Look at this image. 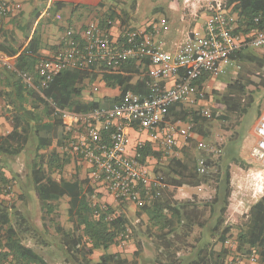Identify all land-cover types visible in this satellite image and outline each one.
<instances>
[{
  "label": "trees",
  "instance_id": "16d2710c",
  "mask_svg": "<svg viewBox=\"0 0 264 264\" xmlns=\"http://www.w3.org/2000/svg\"><path fill=\"white\" fill-rule=\"evenodd\" d=\"M110 1L112 4L109 10L100 21L106 29H110L116 19L121 22L122 30L136 27L141 21L140 12L148 11L150 2H155L151 13L159 15H154L149 28L162 19H166L170 26L172 22L176 24V21L195 17L194 11L198 9L207 11L202 1L175 0L183 2L191 13L172 21L176 15L172 10L169 13L167 8L159 5L161 0ZM222 1L229 12L237 16V30L247 32L252 28L264 29V0ZM59 5L60 3L56 2L52 8H58ZM138 8L140 12H137ZM39 14L40 12H37V17ZM41 25L42 22H39L30 42L21 52L17 42H0V52L9 56L17 55L16 70H9L0 65V84H5L8 88L1 89L0 95H5L10 106L8 112L14 122V129L8 135L0 136V156L3 160L0 164V194H10L14 183L21 189L16 203L6 200L0 202V264H49L41 253L26 245L20 236L22 229L29 230L31 227L17 205L32 197L36 198L40 206L43 228L48 232H55L59 237L57 248L63 253L66 261L73 264H91V256L98 250L103 252L100 255V264H141L142 260H146L142 255L146 243L153 249L154 255L144 264H245V260L252 254H257L258 263L264 264V194L250 207L244 222L236 227V235H233L235 226L227 224L225 217L231 195L229 160L234 161L239 155L247 135L242 127L244 116L257 102V116L261 111L259 100L252 97L246 101L243 98L247 86L253 83L240 80L229 83L226 92L219 93L216 97L223 109H214L210 115L201 109L191 108L194 104L180 102L170 107L168 117L173 114V122H191L188 124L192 125L194 133L201 136V141L205 143L206 131L202 127L205 121L218 119L226 122L236 116L240 119L237 120L239 129L219 148L216 146L212 149L211 144H208L209 150L201 149L208 173L210 166L214 164L212 155L223 152L217 162V173L221 180L216 193L206 201L200 200L201 203L197 200L180 201L175 198L179 187L197 186L210 181V174L198 172L199 159L190 162L185 156L165 155L162 151H154L150 143L145 145L142 151L143 162L150 155L167 158L163 167H155V175L166 187L153 189L148 195H144V204L137 206V216L145 224V230L141 241L137 243V250L129 258L121 253L110 252V248L122 243L124 235L128 233V216L123 212L118 213L114 205L94 201L93 198L97 196L96 188L89 178H82L79 174L72 178H58L53 175V170L61 172L64 164V158L57 152L66 138V128L60 110L88 112L95 108L110 107L128 92L148 97L154 85L163 88L164 83L156 81L150 74L149 60H132L118 71L103 66L99 71L98 65H92L89 69L66 68L47 85H42L36 72V64L40 59L38 50ZM27 26L31 29V23ZM193 35L191 32L188 37ZM28 38L26 33L19 42L23 45ZM230 58L241 65L250 64L264 70V55L249 46L236 51ZM100 73L107 86L120 91L117 96L99 100L93 91L83 93L86 89L85 80L94 81ZM23 74L31 77L32 85L25 81ZM211 75L207 73L202 76L199 81L202 88ZM193 140L195 137L189 139L186 146ZM20 155L25 158V177L14 172L9 163ZM5 170H9L12 176L8 177ZM64 197H69L67 212L71 225L61 222L59 208ZM13 218L17 225L14 224ZM229 239L235 243V247L227 244ZM42 242L46 246L53 244L45 239Z\"/></svg>",
  "mask_w": 264,
  "mask_h": 264
},
{
  "label": "built area",
  "instance_id": "2783aa9c",
  "mask_svg": "<svg viewBox=\"0 0 264 264\" xmlns=\"http://www.w3.org/2000/svg\"><path fill=\"white\" fill-rule=\"evenodd\" d=\"M189 1V0H186ZM210 14L202 34L186 38L172 52L156 37L167 32L169 23L162 19L146 30L137 27L122 30L118 37L100 21L89 22L79 31L68 27L60 38L58 49L49 57L40 58L36 72L42 85H47L66 68L89 69L92 65L118 71L132 60H149L150 74L164 87L154 85L148 97L128 92L110 107H100L88 112L61 111L66 128V138L61 149L88 164L89 179L99 191L111 194L119 201L141 206L153 189H163L166 184L152 174L142 161V151L147 144L138 140L130 148V129L148 132L165 155L174 154L180 145L195 137L191 124L181 125L168 119L169 109L180 102L196 104L206 97L199 81L203 75L213 74L231 55L245 47L264 46V29L252 28L247 32L237 30V16L224 6L222 0H203ZM19 3L0 0V17L6 16ZM160 41V42H159ZM0 65L16 70V56L0 52ZM32 85V79L22 75ZM175 79L170 87L166 79ZM257 139L250 149V157L264 165V111L255 127ZM200 149H209L204 141ZM197 170L208 173L206 159L200 157ZM98 192V191H97ZM129 238L125 234L122 243ZM232 248L235 243L229 239ZM259 256L252 254L247 264H258Z\"/></svg>",
  "mask_w": 264,
  "mask_h": 264
},
{
  "label": "rangeland",
  "instance_id": "374dc122",
  "mask_svg": "<svg viewBox=\"0 0 264 264\" xmlns=\"http://www.w3.org/2000/svg\"><path fill=\"white\" fill-rule=\"evenodd\" d=\"M199 2H201V0H199ZM159 5H162L165 8H167L168 12L170 10H173L172 12L174 15H176L177 19L180 18L182 19L185 15L191 13L190 10L185 8L183 2L179 3L175 0L173 1L161 0L159 1ZM101 69L102 68L100 67L98 68L99 71ZM263 75H264V70L258 69L257 67L255 68L250 64L241 65L238 61H234L233 59H231L230 62L224 63L223 67H220L219 70H217L210 76V78L205 83V87H204L206 92L205 99L196 105L194 104L193 106H191V108L201 109V111L207 113V115H210L214 109H220V110L223 109V107L217 102L216 97L219 96V93L226 92L229 83L235 80H240L242 82L251 81L253 83L247 86V92L245 93L243 98H245L246 101L252 97L256 98V100H259L261 103V111H260L261 114L264 110V85H263L264 76ZM134 79L136 80L137 76H135ZM84 83L86 85L85 87L86 89L83 91V93H89L93 91L95 94H97L100 91L110 92L111 90L114 92L116 91L118 94L120 93L119 90L118 91L116 90L117 88L109 87L105 84V82L103 81L102 73H100L99 77L96 80L91 81L90 79H87L85 80ZM118 94L114 96H106L105 98L115 97ZM257 110H258V102L253 104L249 112L244 116L242 127L243 130H245L246 132H249V130L255 125L257 118L260 116V114L259 116H257ZM238 119H239L238 117L232 116L231 119L226 122H223L222 120H218V119H211L205 121L202 124L203 130L206 131V137H204L205 138L204 140L207 142V144L209 145L211 144L210 146L212 149L216 148V146L219 148L220 146L224 145V143H226L229 140L232 133H235L239 129L237 125ZM176 122L181 124L191 123L183 120L182 121L178 120ZM61 153L64 154L62 155V158H64L63 159L64 164L61 172H58V170H53V175L55 177L59 178L62 175L66 178H72L75 175L79 174L82 178H89L88 171L86 170V167L83 166L80 159L71 155L68 152L62 151ZM222 153L216 152L215 154L212 155V160L214 164L210 166L208 173L210 174L211 179L209 182L204 183L205 186H203L202 195L201 196L197 195L194 196L193 198H189V201L197 200L198 203H201L200 200L206 201L214 197L216 193V188L219 184V181L221 180V176H219V174L217 173V162L222 157L223 155ZM174 155H176L177 157L185 156L187 159L190 160V162L193 159H199L200 157H204L202 150L197 147L196 139L191 141L189 146H186L183 149H179V152L178 151L175 152ZM156 159L157 162L154 165V167L157 166L163 167V164L167 162L166 157H161ZM9 163L12 169L14 170V172L22 175V177L26 176L27 169L25 165V158L23 155L14 157L12 161H10ZM261 169H263L261 165L252 164L248 168L244 169L245 170L244 174L240 173L238 169L231 171V178H230L231 195L229 197L228 209L234 205H237L238 199L243 198L241 196H244L245 204H248V206L249 204H251L252 200L257 198V196L259 197L260 192L258 193V195L253 196L252 194L245 195L242 192L236 190L239 182H243L244 184L249 185L253 181L252 179L253 176L259 173ZM9 173L11 174V172ZM233 191H235L234 195H233ZM20 193H21V189L16 183H14L12 192L10 194H0V202L6 200L9 202L11 201L16 203L17 197L18 195H20ZM96 193L97 196L93 198L94 201H99L104 204H109L108 196H107L109 195V193L105 192L104 190L99 191L97 189H96ZM133 205H134L133 203L129 204L128 202H120L118 205L115 206L118 213L123 212L128 216L129 238L125 243H120V244L118 243L110 248V252L121 253L122 255L127 256L129 258H131L134 255L135 251L137 250V243L138 241H141L142 233L145 230L144 228L145 224H143V222L140 220L141 218L137 216L138 207L134 208ZM17 206L19 208L20 213L26 217L27 221L30 223L29 226L31 227L29 228V230L24 228L26 231L23 229L20 231V236L22 237L23 242L26 245L36 249L39 253H41L49 264H73L71 262H67L63 253L57 248L56 243L59 240V237L55 234V232L52 230L48 232L43 228L42 216L40 214V206L38 205L36 198L32 197L29 198L28 200L23 201L22 203L19 202ZM68 207H69V197H64L60 202V208H59L61 222L64 225H71L68 219V212H67ZM245 215L243 216L242 214H238L236 216V220L234 223L235 229L233 230V235L237 234L238 230L236 227H238L239 224L244 222ZM231 216L232 215L227 210L225 217L226 218L228 217L227 219H229ZM13 222L16 225L18 224L14 218H13ZM36 231H38V233ZM43 239L53 244L51 246H46L42 242ZM102 253H103L102 251L99 250L96 251L94 255L91 256L92 259L91 264H100L99 263L100 255ZM142 255H144L145 257L144 259L146 260L151 259L154 255L153 249L149 247L147 243L145 245L144 252ZM146 260H142L141 264H144ZM245 262L247 261L245 260Z\"/></svg>",
  "mask_w": 264,
  "mask_h": 264
},
{
  "label": "crops",
  "instance_id": "0c3cea01",
  "mask_svg": "<svg viewBox=\"0 0 264 264\" xmlns=\"http://www.w3.org/2000/svg\"><path fill=\"white\" fill-rule=\"evenodd\" d=\"M10 3H19L21 5L20 9H15L11 13L6 16L0 17V42L5 40H9L10 42H17V47L21 48L20 52L27 47L30 42L36 28L39 25V22H42L40 26V41H39V50L40 58H46L51 56L57 49L61 36L65 32L68 27H74L75 29L82 31L85 29L86 25L93 21L98 20L101 21L105 15L107 14L110 5L112 2L110 0H5ZM199 1V0H198ZM202 1V0H201ZM56 2H59L60 5L58 8H52ZM141 4V1L138 3ZM155 2H150V9L148 11L140 12L139 8V17L141 21L136 25L137 28L146 30L148 25L152 23L155 16L159 15L158 13L153 14L151 11L153 10V6ZM173 6V5H171ZM145 9V8H144ZM173 11V10H172ZM37 12H40L37 17ZM151 13V14H150ZM170 13V12H169ZM168 13V14H169ZM195 17L189 19H182L181 22L171 23L168 29V32H163L159 34L156 39L163 42L164 47L167 50L175 52L183 43V41L190 35L191 32L195 34H202L204 32V26L210 19V14L205 10H196L194 11ZM155 15V16H154ZM174 18H172L175 20ZM193 22V23H192ZM31 23V29H28V24ZM192 26V27H191ZM121 22L116 19L113 21V24L110 27V32L118 37L122 31ZM26 33L29 35V38L22 45L19 40L23 39ZM17 39V40H16ZM159 41V42H160ZM258 52L260 55H264V46L262 47H250ZM16 59H17V55ZM224 64V63H223ZM223 64L221 67H223ZM173 78L166 79L165 85L170 87L174 84ZM164 82V81H163ZM5 89L8 90L5 84H0V90ZM205 89V88H204ZM4 90V91H5ZM118 91V89H116ZM118 94L116 91H100L96 94L99 100H102L106 96H114ZM10 106L8 105L5 95H0V136L8 135L14 129L13 119L10 117V113L8 109ZM264 111V110H263ZM263 113V112H262ZM261 113V114H262ZM260 114V115H261ZM175 115H170L168 119L173 122ZM260 116L257 118L255 125L247 132L245 139L241 145V149L239 151V155L235 158L234 161L231 159L230 161V171H234L238 169L240 173L244 174V169L248 168L250 165H261L263 169L259 173L253 176V181L246 185L243 182H239L236 191H240L245 195H258L257 198L251 201V204H245L244 196L243 198L238 199V204L230 207L228 211L232 215L229 219L226 218V223H231L234 225L236 216L238 214H242L243 216L248 213L250 207L256 203L261 196L264 194V165L253 160L250 157V149L255 143L257 136L255 132L256 124L258 123ZM175 123V122H174ZM178 123V122H176ZM181 124V123H179ZM184 125V124H181ZM130 135V148L132 149L138 140H144L147 143H150L152 149L156 152L162 151V149L158 146V142L151 138L148 132H140L136 128H131L129 131ZM195 139L201 141L202 137L195 133ZM198 141V142H199ZM184 140L180 137V145L177 147V151L179 149L185 148ZM63 150L59 147L57 152L61 155ZM176 151V152H177ZM248 153V154H247ZM247 154V155H246ZM229 159V158H228ZM12 161V159L10 160ZM228 161V162H229ZM157 159L154 155H150L147 157L145 163L148 164V167L152 174H155V167ZM3 163V160L0 156V164ZM83 166L86 167V170L89 174L88 164L81 161ZM6 175L11 177L12 175L9 173V170H5ZM62 176V175H61ZM91 182V181H90ZM92 184V182H91ZM204 183L197 186H186L179 187L175 192V198L177 200H189V198H193L194 196H201ZM248 191H246V190ZM263 191V192H262ZM235 191H233V195ZM108 196V202L111 205H118L120 203L119 200L115 199L111 194ZM232 198V197H231ZM129 204H132L128 202ZM134 204V203H133ZM134 208L137 206L134 204ZM235 215V218H234ZM144 219L146 217L144 216ZM247 264V262L245 263ZM260 264V263H258Z\"/></svg>",
  "mask_w": 264,
  "mask_h": 264
}]
</instances>
